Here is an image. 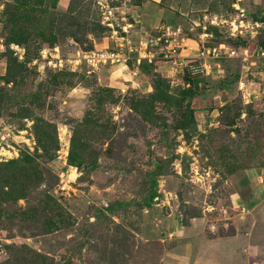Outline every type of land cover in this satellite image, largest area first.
<instances>
[{
	"label": "rangeland",
	"instance_id": "obj_1",
	"mask_svg": "<svg viewBox=\"0 0 264 264\" xmlns=\"http://www.w3.org/2000/svg\"><path fill=\"white\" fill-rule=\"evenodd\" d=\"M164 1L167 10L158 25H177L184 37L178 55L169 58L159 44L143 46L162 28L149 19L136 23L128 11L130 0H56L48 7L50 15L16 23L29 34L22 45L31 56L13 83L3 84L0 78V161L34 150V118L52 122L56 155L38 161L51 174L46 180L69 223L32 235L31 222L0 217V264H37L34 253L19 249L21 245L58 264H264V60L253 46L245 48L246 54L243 49L234 56L221 53V60L207 51L218 42L233 48L227 45L230 38L242 35L250 43L262 35L264 23L252 15L264 10V0L239 1L248 26L238 35L236 30L231 34L239 24L238 12L227 1ZM12 2L0 0V77L7 61L5 12ZM71 5L79 11L72 30L95 22L105 28L95 27L82 45L71 44L70 36H57L54 43L66 63L64 71L54 70L55 60L49 64L40 55L44 46H55L42 33L49 35L48 25L68 30L57 16ZM144 24L149 33L139 38ZM11 43L16 42L7 48ZM105 48L121 51L125 61L90 65L83 57L92 61L90 51ZM146 51L153 53L151 60L143 57ZM76 58L81 61L75 64ZM177 58L206 67L198 73L192 98L197 127L189 128L187 137L171 126L179 116L171 96L153 99L159 115L154 120L130 108L125 98L152 92L153 71L165 78L173 96L176 86L185 85L187 70H175ZM236 73L240 79L228 88L220 86L221 79L231 80ZM101 87H109L118 102L105 98L98 104L94 97ZM238 109L234 127L225 125ZM74 127L84 153L93 156V167L68 164ZM158 161L159 194L149 208H140L136 202L145 194L142 183ZM114 200L127 204L110 213L104 206ZM24 204L18 200L17 205ZM7 243L17 248L8 249Z\"/></svg>",
	"mask_w": 264,
	"mask_h": 264
},
{
	"label": "trees",
	"instance_id": "obj_2",
	"mask_svg": "<svg viewBox=\"0 0 264 264\" xmlns=\"http://www.w3.org/2000/svg\"><path fill=\"white\" fill-rule=\"evenodd\" d=\"M45 1L46 0H13L12 3H8V11L5 12L6 23H8L7 29L9 31V35L5 39L7 46L10 42H16V44L22 45L29 36V34H26L25 29L21 32L20 29H18L21 27L18 26L17 28V22L22 19L33 22L36 21L37 17L39 16L50 15V10L48 7L49 5L55 6L56 0H48V3H45ZM143 1L144 0H130V3L131 5H141ZM221 1L229 2L227 5H229L228 8L231 9V5L234 0ZM163 2L165 1L163 0ZM74 7L71 5V7L66 12H58L57 18L66 21L69 27L68 30L59 28V26H56L57 29L53 30L50 25L46 26L50 32L49 35L42 33V28L38 30L39 32L41 31L42 36L51 42L52 46L53 44L55 45L54 42L57 36H70L74 42L82 45L86 41L87 34L93 31L95 27L105 28L95 22L89 27L83 26L84 28L82 30L78 27L80 26L79 24L75 26V30H72V26H74V23L77 21L76 16L79 14V11H74ZM56 13L57 11H54V15H56ZM252 17L257 21L264 23V10L256 9ZM262 30V35H257L254 39H251L253 41L250 43L249 39H244L241 35L237 36L236 40L230 38V43H232L231 45L227 43L226 44L229 47H234L239 51L245 49L246 47L250 48L253 46L252 51H254L257 56L262 57V60H264V55L260 54L261 50L264 51V28H262ZM68 44L71 46L70 43ZM7 46L6 69L4 74L0 77L1 80H3V84L13 83L15 80L14 78L18 74H21L20 72L24 70L26 62L31 56L29 51L26 50V57L23 60H18L13 55L12 51L7 48ZM219 59L221 60V58ZM140 65L144 67L146 66L147 68L153 66L152 63L147 62H142ZM64 68V66L62 68L56 67L54 70L64 71ZM68 69L70 71L76 72V70H72L70 67ZM185 73V85L176 86L175 90L172 92V96L169 91V84L166 82L165 78H163L160 73H156L155 71L151 72V75L153 76V91L146 93L144 96L137 95L130 99L125 97L128 100L129 107L137 112L142 113L145 117L147 115L150 120H154V116L157 114L155 113L153 99L159 97L167 98L171 96L175 111L179 114L178 118L175 119L171 126L173 129L179 130L184 136L187 137L189 135L188 129L197 127L194 116L195 108L192 106V98L195 96L197 91L196 88L198 86V73L196 75L191 74L189 69L185 70ZM240 78V74L236 73L231 80L221 79L219 83L221 87L228 88L230 82ZM238 82L240 81L238 80ZM1 86L2 85H0V89L2 88ZM98 91L99 92H97L94 97L96 100H98V104H100L105 98H107L106 100H109L112 103L118 102L119 100V98H117L118 96L115 97L110 94L109 87H101L100 89L98 88ZM225 107H227V105ZM246 113L248 114L249 111L247 110ZM87 116H89V114ZM239 118L240 110L238 109L236 112H234L231 118L224 122V124L228 127H234L236 120ZM159 122L160 125H165L162 120ZM32 127L37 143L34 150L32 152L23 151L20 152V155L16 158L0 161V217H5L10 222L14 217L20 219V221L31 222L33 227L29 231L30 234L33 235L38 233H47L51 229L67 226L69 223L67 222L69 214L61 206V204H59L58 197L50 190V186L52 184L46 180V176L51 174L46 173L49 172L48 169L43 168V166L38 161L39 158H43L44 160L53 159L56 155L55 151L58 149V141L56 137V131L53 128V123L37 116L34 118ZM83 145L84 142L82 143V141L78 138L76 127L72 128V136L70 139L69 152L67 155L68 164L75 167H80L83 164H89L91 167H93L95 164L93 156H91L89 152L88 154L84 153L86 148ZM92 162L94 163L93 165ZM158 168L159 161L158 163H155L154 166L146 173L147 178L142 183L144 186H142V189L145 194L140 200H138V202H136V205L140 208H149V206H151L153 203L154 198L159 194L157 189L158 177H156L157 174L160 173ZM145 184L148 185L146 186ZM19 199L24 200V206L17 205ZM123 204L127 203L114 200L112 202L106 203L104 208L110 213H114L117 207H120ZM12 205H16L17 208H13ZM193 216L195 217L197 215ZM6 246L8 249L17 248L8 243ZM18 248L34 253L37 264H58L46 254L35 252L26 245L18 246Z\"/></svg>",
	"mask_w": 264,
	"mask_h": 264
},
{
	"label": "built area",
	"instance_id": "obj_3",
	"mask_svg": "<svg viewBox=\"0 0 264 264\" xmlns=\"http://www.w3.org/2000/svg\"><path fill=\"white\" fill-rule=\"evenodd\" d=\"M239 1L240 0H235V2L233 3V5L235 6V8L237 9L238 12V16H239V24L236 27H231V34L233 35L234 30H236L237 35L241 34L243 32V30L245 29L246 26H248V24L244 23V16H245V10L244 8L239 6ZM105 17H108L107 15H105ZM256 24H259L257 22H255ZM126 26H131V23H127ZM126 26H123V29L126 30ZM182 30L179 26H176L174 28H170L169 26H164L162 28V31H160L159 33H157L156 35L152 36L151 39H145L143 42V46H147L149 42H153L154 45H161V47L163 48V54L164 57L169 58V57H174L176 55H178L177 53V47L180 46L183 42H184V37L181 36ZM174 41V46H171V42ZM3 38L0 36V46H2L3 43ZM71 44H76V42L71 40ZM9 49L12 51L13 55L18 59V60H23L26 57V50L25 47L16 43H11L9 45ZM52 50H55V52H52ZM236 48H228L225 43H219L216 46H210L207 48L208 52H211L212 56H216L217 58H219V56L223 55V53H227L228 56H234L236 55ZM238 51V50H237ZM121 52V51H120ZM120 52H115V51H110L108 49H101V50H92L90 51L89 54H91L92 56V61H89L88 58L86 59L85 55H83L84 59L87 60V62L90 65H94L100 62H106L109 61L110 64H114L117 62H122L125 61V57L120 53ZM243 53L246 54L247 53V49H243ZM260 54L264 55V51H260ZM40 55L42 57V59L44 60L45 58L47 59V62L50 64L51 59L55 60L54 64H51V66H57L59 68H62L64 65L63 63H66V60L63 59L60 56L59 50H58V46L55 45L52 48H50L49 46H44L41 50H40ZM45 57V58H44ZM143 57L147 58L148 60H151V57H153V53L150 51H146L143 55ZM221 57V56H220ZM81 61L80 58H76V60H74L73 63H79ZM188 61H184L182 58H177L174 62L176 69L184 71L186 68L189 69V71L191 72V74L196 75L197 73H201L205 70L206 67H204V65L200 64V63H196V64H187Z\"/></svg>",
	"mask_w": 264,
	"mask_h": 264
},
{
	"label": "crops",
	"instance_id": "obj_4",
	"mask_svg": "<svg viewBox=\"0 0 264 264\" xmlns=\"http://www.w3.org/2000/svg\"><path fill=\"white\" fill-rule=\"evenodd\" d=\"M129 10L131 11L132 17L136 23L140 21L143 22L144 20L147 21L149 19L150 21L151 20L154 21L155 26H161L158 24H160V22L163 21L162 16L164 14V11L167 10V6L165 2H163V0H144L141 5H131V7L128 8V11ZM162 25L163 26H161L160 28H163L164 26H172L169 24H162ZM148 26L149 25L144 24L141 27L142 32L140 33V35L142 36H140L139 38H144V36H147L150 30ZM159 31H162V29H160ZM165 66L169 68L167 63ZM263 169H264V166L262 167L261 170Z\"/></svg>",
	"mask_w": 264,
	"mask_h": 264
}]
</instances>
